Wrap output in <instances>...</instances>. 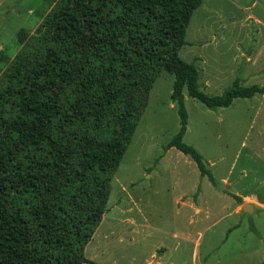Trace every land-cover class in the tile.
<instances>
[{"label": "trees", "instance_id": "obj_1", "mask_svg": "<svg viewBox=\"0 0 264 264\" xmlns=\"http://www.w3.org/2000/svg\"><path fill=\"white\" fill-rule=\"evenodd\" d=\"M0 73V264H94L84 249L100 223L110 180L162 71L183 142V89L209 108L264 93L235 78L221 94L199 89L179 56L202 0H53Z\"/></svg>", "mask_w": 264, "mask_h": 264}, {"label": "rangeland", "instance_id": "obj_2", "mask_svg": "<svg viewBox=\"0 0 264 264\" xmlns=\"http://www.w3.org/2000/svg\"><path fill=\"white\" fill-rule=\"evenodd\" d=\"M53 2L0 0V73ZM185 40L179 56L195 64L206 94L235 78L264 83V0H202ZM172 81L162 71L152 84L84 255L94 264H264V93L209 108L183 89L182 140L201 154L212 184L190 156L165 149L179 126ZM243 202L255 205L252 214Z\"/></svg>", "mask_w": 264, "mask_h": 264}, {"label": "water", "instance_id": "obj_3", "mask_svg": "<svg viewBox=\"0 0 264 264\" xmlns=\"http://www.w3.org/2000/svg\"><path fill=\"white\" fill-rule=\"evenodd\" d=\"M254 209V206L252 203L244 202L241 204V211L245 212L247 214H251Z\"/></svg>", "mask_w": 264, "mask_h": 264}, {"label": "crops", "instance_id": "obj_4", "mask_svg": "<svg viewBox=\"0 0 264 264\" xmlns=\"http://www.w3.org/2000/svg\"><path fill=\"white\" fill-rule=\"evenodd\" d=\"M212 37H213V38L211 39V41H215V40H214V36H212ZM203 39H204V38H201V40H200V41H207L209 38H207V39H204V40H203ZM197 41H199V40L197 39ZM195 45H196V44H192V43L190 44V46H195ZM198 46H199V48H200V51H201V46H200V45H198ZM197 53H198V52H197ZM196 55H197V54H196ZM235 196H237V195H235ZM254 199H255V198H254ZM255 200H256V199H255ZM243 203H244V202H243ZM252 204H253V203H252ZM262 205H263V204H262ZM253 206L255 207V205H254V204H253ZM253 211H254V209H253ZM253 211H252V212H253ZM244 213H245V212H244ZM251 214H252V213H251Z\"/></svg>", "mask_w": 264, "mask_h": 264}]
</instances>
